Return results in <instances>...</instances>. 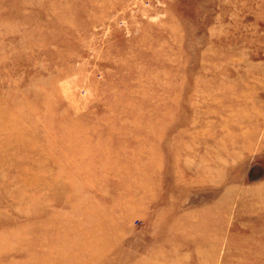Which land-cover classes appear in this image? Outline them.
I'll return each mask as SVG.
<instances>
[{
	"label": "rangeland",
	"instance_id": "1",
	"mask_svg": "<svg viewBox=\"0 0 264 264\" xmlns=\"http://www.w3.org/2000/svg\"><path fill=\"white\" fill-rule=\"evenodd\" d=\"M0 264H264V0H0Z\"/></svg>",
	"mask_w": 264,
	"mask_h": 264
}]
</instances>
